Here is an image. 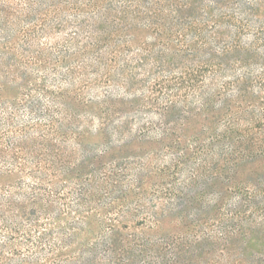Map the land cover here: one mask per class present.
Masks as SVG:
<instances>
[{
	"label": "rangeland",
	"instance_id": "obj_1",
	"mask_svg": "<svg viewBox=\"0 0 264 264\" xmlns=\"http://www.w3.org/2000/svg\"><path fill=\"white\" fill-rule=\"evenodd\" d=\"M233 43L248 49L224 64L260 71L264 0H0V219L23 227L0 220L2 264H118L99 245L112 234L121 264L264 261L262 214H231L237 186L264 172L218 173L193 154L224 130L237 92L231 72L208 70L207 94L185 74ZM23 211L59 245L67 234L62 252L33 246L41 231L30 238Z\"/></svg>",
	"mask_w": 264,
	"mask_h": 264
},
{
	"label": "trees",
	"instance_id": "obj_2",
	"mask_svg": "<svg viewBox=\"0 0 264 264\" xmlns=\"http://www.w3.org/2000/svg\"><path fill=\"white\" fill-rule=\"evenodd\" d=\"M238 41L239 40L235 42ZM233 44L234 45H225L222 50L218 51L219 57L216 58H219V60L215 59V57L213 59L211 58L209 60H205L202 64V73L195 74V71L192 69L190 71H187V74H185L192 81H195L196 78L199 79L200 76H202L203 79L200 88H202V90L207 94L208 90L212 89L211 84H206V74L208 73V70L214 71L217 68V70L215 71H222L223 73L226 71L231 72L233 75V79L227 82V88L234 89L237 92L236 97H233V99H229L227 101L226 106L228 107V109L226 113L228 114V120L226 122L228 123L225 124L224 130H214L211 135L199 142V145H196L193 154L201 155L207 153V157L210 156L214 160L212 169L218 173L220 171L228 172L229 170L231 173L237 174V171L241 165H248L253 169V171H255V173L258 174L259 172H264V57H261L259 54V59L261 61L260 71L258 70L255 73L254 66L251 65L247 73L239 75L237 73L238 69L236 68V65H245L244 68L247 69L248 65H250L249 59L239 57L235 61L233 60L228 64H224L223 57L226 55V52H232L233 50L245 51L248 48L246 46L240 45V43ZM193 75L195 76V78H192ZM207 102L208 101L206 100L205 104ZM44 112L46 111L44 110ZM53 120L54 118L48 119L50 123ZM39 125L48 126V123L42 122ZM49 130V132H52L53 127L51 126ZM199 139L200 138H197V140ZM183 158L184 155H179L177 157V160L175 161L177 166L178 164L184 162L182 161ZM44 161H46L47 163L48 160H42L41 156L37 159L34 158L32 160V162H34L38 167L35 175L37 182H42V180H44L45 178L42 175L43 167L40 164ZM202 162V166L204 167V165L207 164V158H203ZM203 167H201V170L203 169ZM55 172H57V170L54 171V173ZM236 182L241 183L242 181ZM244 182L245 183L242 182L243 186H237L238 193L242 194V200L238 205L234 207V209H232V218L240 216H245V218L251 217L255 212L261 213L262 217H264V179L248 178ZM87 192L88 191L86 190V188H82V191L79 195V203L84 199ZM34 198L38 199V197ZM40 199L41 198H39L38 201H34L35 204H40ZM1 206L4 207L3 204ZM8 206L11 207L12 203L8 204ZM46 210H48V207L40 212L42 216L49 215V219L51 221H57L59 219L58 215L47 213L48 211ZM23 213V216H25L26 219L24 220L26 222L28 221V223L30 222V224L26 225L29 226L28 233L30 234L32 232V227H36L37 229L40 228L41 231V235H39L37 240L32 243L33 246L37 245L36 247L39 248L40 246L42 247L49 245V248L51 249L50 251H53V253H55L56 251L62 252L61 250L62 248H64L66 244L65 241H67L68 238L67 234L65 232H61V234L63 235V239H65L63 241V244L59 245V243L54 242L56 236L49 233L47 231V226H44L47 223H41L40 220L37 219L32 220L30 217H27L28 215L25 211H23ZM0 220L3 221V229L8 233L19 234L23 230L20 222L15 220L11 222L7 218V216H2ZM29 236L30 238H32L31 234ZM114 236V234H112V236H106V238H104V240L99 245H101L105 253L108 252L111 254L112 260L114 262L121 264L122 248L118 244L119 240L114 239ZM7 244L8 243L2 245L3 252L4 247L7 246ZM46 256V258L48 259L51 255L47 253ZM4 258L5 254H1L0 264L4 263ZM89 260L100 263L102 257L97 258V256H94ZM263 262V260L261 262L253 261V264H263Z\"/></svg>",
	"mask_w": 264,
	"mask_h": 264
}]
</instances>
